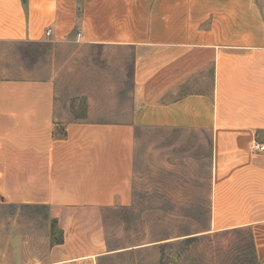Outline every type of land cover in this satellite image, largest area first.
I'll return each mask as SVG.
<instances>
[{
	"label": "crops",
	"instance_id": "0c3cea01",
	"mask_svg": "<svg viewBox=\"0 0 264 264\" xmlns=\"http://www.w3.org/2000/svg\"><path fill=\"white\" fill-rule=\"evenodd\" d=\"M47 29L119 53L130 108L119 120L63 121L55 70L0 77V210L46 212L43 228L0 220V264L105 255L104 211L132 200L138 127L211 134L212 195L227 181L241 197L233 210L245 214L227 228L254 229L264 264V215L251 214L264 213V152L249 150L264 145V0H0V42L37 41Z\"/></svg>",
	"mask_w": 264,
	"mask_h": 264
},
{
	"label": "rangeland",
	"instance_id": "374dc122",
	"mask_svg": "<svg viewBox=\"0 0 264 264\" xmlns=\"http://www.w3.org/2000/svg\"><path fill=\"white\" fill-rule=\"evenodd\" d=\"M117 55L75 37L0 42V77L45 78L55 70L63 121L119 120L130 108L131 73L126 65L125 82H117ZM251 145L250 154L264 152ZM212 151L207 131L136 128L131 203L104 211L107 253L82 264H258L254 229L227 228L245 214L233 210L241 197L227 181L212 195ZM7 216L12 228L46 226L43 209L0 210V220Z\"/></svg>",
	"mask_w": 264,
	"mask_h": 264
},
{
	"label": "built area",
	"instance_id": "2783aa9c",
	"mask_svg": "<svg viewBox=\"0 0 264 264\" xmlns=\"http://www.w3.org/2000/svg\"><path fill=\"white\" fill-rule=\"evenodd\" d=\"M50 34H51V30L50 29H47L44 33V36L45 37H50ZM77 37L80 36V33H77L76 35ZM252 147L255 149V150H264V145L260 144V143H254L252 144Z\"/></svg>",
	"mask_w": 264,
	"mask_h": 264
},
{
	"label": "trees",
	"instance_id": "16d2710c",
	"mask_svg": "<svg viewBox=\"0 0 264 264\" xmlns=\"http://www.w3.org/2000/svg\"><path fill=\"white\" fill-rule=\"evenodd\" d=\"M26 1L27 0H22V3H26ZM54 230H57L56 229V224H55V222L54 221H52V242H55V241H57L58 243L61 241V231L60 230H58L57 231V233H58V238H54L53 237V234H54ZM191 238H193V237H191Z\"/></svg>",
	"mask_w": 264,
	"mask_h": 264
}]
</instances>
